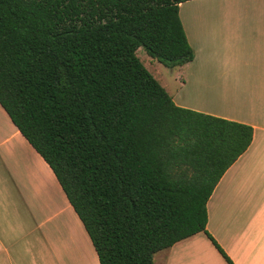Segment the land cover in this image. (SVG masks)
Wrapping results in <instances>:
<instances>
[{
  "label": "trees",
  "instance_id": "trees-1",
  "mask_svg": "<svg viewBox=\"0 0 264 264\" xmlns=\"http://www.w3.org/2000/svg\"><path fill=\"white\" fill-rule=\"evenodd\" d=\"M184 1L0 0V105L50 166L99 264H153L207 233V201L253 138L251 125L175 104L137 56L193 59Z\"/></svg>",
  "mask_w": 264,
  "mask_h": 264
},
{
  "label": "crops",
  "instance_id": "crops-1",
  "mask_svg": "<svg viewBox=\"0 0 264 264\" xmlns=\"http://www.w3.org/2000/svg\"><path fill=\"white\" fill-rule=\"evenodd\" d=\"M191 61L154 76L175 104L253 127L248 148L215 185L206 232L156 252L153 264H264V0L179 4ZM0 264H99L91 240L42 156L0 105Z\"/></svg>",
  "mask_w": 264,
  "mask_h": 264
},
{
  "label": "rangeland",
  "instance_id": "rangeland-1",
  "mask_svg": "<svg viewBox=\"0 0 264 264\" xmlns=\"http://www.w3.org/2000/svg\"><path fill=\"white\" fill-rule=\"evenodd\" d=\"M211 1H215L217 3H241V0H211ZM136 54L139 57V59L141 60V62L143 63V65L147 68V70L153 75V76H158L155 73V70L152 69V63H155L157 67H159V69L166 74L167 77V83H168V89L169 91H174L175 88L178 87V82L177 80H174V78L172 77L173 75L170 73V69H178V67H167L164 64H162L161 62H159L157 59L152 58L151 56H149L147 54V52L145 51V49L143 47H139L136 50Z\"/></svg>",
  "mask_w": 264,
  "mask_h": 264
}]
</instances>
